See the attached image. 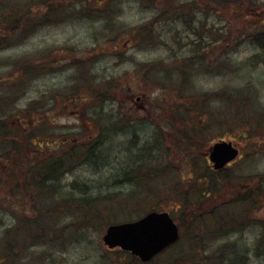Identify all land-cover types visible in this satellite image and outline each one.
I'll use <instances>...</instances> for the list:
<instances>
[{"label": "rangeland", "instance_id": "1", "mask_svg": "<svg viewBox=\"0 0 264 264\" xmlns=\"http://www.w3.org/2000/svg\"><path fill=\"white\" fill-rule=\"evenodd\" d=\"M86 1L91 7H96L100 2L102 5L106 0ZM73 3L67 2L65 6L72 5ZM162 3V0H157V4L160 8ZM17 6H20L21 11H24L25 13L28 9H31V12L38 10L36 12L37 19L39 16L45 15L44 13L47 11L45 6L39 3L38 0H0V19L3 16L9 18L7 19L6 24L0 22V38L3 36L6 37L9 33L8 37L10 38H6L5 42L10 39V43H13L11 46L0 51V62L10 60L11 62H14V64H18L19 61L23 62V60H29L30 62L36 61L35 63L40 62V69L43 68L45 64L43 65L42 63L45 62H52L55 64L58 61V66L67 65L72 61H76V65L78 62L86 59H90L94 62L91 64L85 63L83 66V69L89 73V76L79 74L78 67H73L65 72H52L49 75H44L41 71L38 73H41L42 75L33 73L31 78H26L25 81L22 82V87L24 89L22 91H19L20 85L17 88H15V85L9 87V85L15 81H12L10 78H15L17 81L22 79V76L19 77V72L17 70L12 72L11 67L0 64V111L7 109V111L11 113L8 118L5 117L9 123L12 122V125L13 123L21 124L22 127L25 126V129L28 126L31 129V124H37L38 127L44 126V128L42 127L41 129L46 131L44 134H48L39 135L40 138H47L50 136L54 139H58L62 135H64V137L67 136L66 134L73 136L70 133H76V136L78 137L77 141H88L93 137L92 130L88 125V122L91 124L88 116H83L80 120L81 124L83 123L84 126L88 127L87 129L85 128V130L81 124L76 128H69V131L66 130L67 132L64 130L65 128L62 127L63 124L78 123L74 116H70L73 113L71 111L75 107L72 99L67 100V105H65L66 108L60 107L61 101L58 103L54 102L53 106L55 109H52L51 106L45 108L42 107L43 109L36 108L43 104L45 105L48 94L50 96L52 93L63 90L66 92L65 90L67 89L69 97L73 96V94H71V88L74 87L72 82H74L77 76H81L82 80L85 82L86 79H91L90 75L102 74L111 76L115 74L114 76L118 82V88L122 94H124V99L120 97L117 103H107L105 105V109H107L106 112L112 115V119L104 118L107 130H101V127L99 126L95 136L97 137L98 132L100 131L102 136L106 138L108 133L113 130V123H118V126L123 127L127 124L133 125V128L127 133H121L118 135L114 134V137H112L109 142L102 145L100 149H97V155L100 154L97 164L82 163L73 172L66 174L63 182H60V184L64 183V185L67 186L66 192L74 190L72 186L77 183L82 186L80 187V191L85 189L88 194L112 197V204H108L107 200L110 199H106L103 204L106 208L109 207L107 208L108 210L115 212L112 215V219L115 220H112V222L134 220L154 208H157L158 210H171L174 208L175 211H172V215L176 220L178 219L177 221L184 217V210L176 209L177 200L165 195H156L149 200H144L142 198L140 201L135 198L132 202H129V199L127 198L128 186L132 190L134 189V186L122 182L124 180V172H127L126 177H130V174H128V169L132 167V163L130 162L133 160V156L139 151L137 148L128 151L127 148L132 144V138L134 137L133 140L142 144L141 147L143 146V143H148L147 146L149 147L154 142L155 127H162L165 133L170 137L171 131L164 129L166 127L165 118L171 115V113L168 112L167 106H173V108H175L179 102L184 103L186 101L184 99H179L176 95L177 88L175 89V87H178L177 85L175 87H173V85H166L165 81L160 78L156 79L157 82L162 84L161 88H166L167 90L153 89V91H151L147 84L151 85L154 80L149 79L145 81L144 78L135 72L134 63L152 61L166 62L165 69H163V72H161V75L159 74V76L163 77L168 75L170 81L174 82L175 80H172L171 76L173 78L177 76L174 69L176 68L175 65L178 64V61L181 60L180 58L182 56H189V59H192L189 62V70L190 73L192 72V75H190L188 80V82H190L188 89L189 95L191 92H195V97H203V93L217 94L220 92L219 97L217 98L218 101H210V104L216 109L214 111L216 115L222 113L224 118L229 98L223 95L222 92L242 91L247 94L248 98H250L248 101L249 109H257V112L254 110V114H264L263 56L260 55L258 58L250 60L249 63L244 61L248 57L259 52V49L261 48L259 43L255 42L253 38L254 36H260L258 31L264 27V0H251V2L250 0H242L240 3L222 6V8L215 3L207 5L206 1H203L199 5V13L201 15L199 16L197 14L198 20L189 25L187 30H185V26H182V33L177 35L180 39L184 38V35L189 36L188 43H186L185 39H182V44L179 45L177 39H171L169 42H165V44L162 45H155L156 43H153L154 45L147 44L146 49H143L142 47L137 48L128 44L124 49L126 50V55L131 59L128 63H124L123 61L122 64H120L121 61H119L114 53H110L112 50L107 46V44H110L107 43V40L109 37L117 35V30H112L114 28L124 26L127 30H130L133 27L151 21L152 17L160 8H157V5L153 6L149 4V0H110L106 8L102 10L106 12L108 9V11H116L114 14V21H112L111 17L109 18V24L114 26L112 29L108 28L109 30L106 29V26L104 25L107 15L106 17L97 15L91 17L86 16V13L80 14L74 12L71 14L73 16L75 15V17H72L65 23L59 25L52 23L46 24L42 23L43 21L41 20H36L35 23L37 26L40 25V29H38L36 33L33 32L35 34H24V36L23 33L25 30L18 29L17 31H13L11 28L14 26L13 20H15L12 18L15 15H17L16 17L20 16V13L16 14L15 12ZM206 8L210 9V12L205 18L204 13ZM54 9L56 8H53V10ZM71 10V8H68L66 11H62V14L68 16ZM60 11L61 9H59V12ZM41 12H43V14ZM192 13L193 12L189 10V16ZM59 15L62 17L64 16L61 14ZM201 18L204 19V26L202 27L199 26L198 22ZM105 22L108 24V21ZM7 25H9L8 29L5 28ZM107 32H109V35L106 37L105 34ZM177 36L176 38H178ZM117 40L119 39H113L112 45H115L116 42L114 41ZM192 41L202 43V46H204L200 49L202 52L198 50L200 45L195 44ZM187 44H189V47L184 48ZM203 54H205L204 57H202ZM196 59L203 63V65L194 69L192 67L195 64ZM74 62H72V64ZM168 64H171L170 68L168 67ZM237 65L241 66L242 69H235L234 67ZM171 67L174 69L172 72L169 71L171 70ZM178 76L180 77L181 75ZM71 77L73 79H71ZM78 79L80 80V78ZM96 79L93 80L96 81ZM172 90H175V92ZM82 91L83 88L80 87L78 89V94H81ZM20 94H23L21 95V98H17ZM14 99H16V101H11ZM84 99L79 98L76 100V103H78L80 107L79 110L82 111L83 115L86 112V106L88 107L89 104L95 103L96 101L94 99L92 102H87V98ZM29 103L32 106L29 105ZM163 105L166 106L165 109L163 108ZM96 107L98 108V106ZM189 113H191L189 114V116L191 115V120L189 118L187 120L185 119L181 122L182 125L189 123V127L191 128L200 126L195 123L196 117L199 115L198 111L190 109ZM1 115H3V111ZM32 118L34 122L32 121ZM51 125H54L55 128H51ZM206 125L207 128L211 126L208 128L210 129L209 133L211 136H221L228 128L226 127L228 125L219 121H215L214 123L208 122ZM238 126L243 125H234V127L231 126V129H235ZM42 130L39 128L35 129L36 133L38 131L39 134L43 132ZM260 132H264V128ZM182 134L183 133H181V135ZM254 135L258 136L259 134ZM191 136L192 134L188 135V137ZM160 138L163 139L164 136L160 134ZM261 139H263L260 142L262 143L261 146L257 147L255 145L257 148L252 144H241L245 149V156L233 171L227 172H234L237 177L227 175L232 177L226 179L224 182H220L221 189L226 186V189L242 188L243 186L240 185H245L250 181L256 184L254 188L257 189V191L264 188V138ZM176 140L177 136L174 133L173 137L168 138L166 144L168 155L151 151L148 147L143 146V152L145 154L149 153H146L145 151H150L151 158H156L151 161V166H157L160 163L159 167H157L159 170L164 166L169 169L170 172H173L174 170L178 171V173H172L171 176L166 178L161 177L164 174V172H162L160 178L155 180L157 186L170 188L173 186V182L176 181L175 184H177V181H179V172H181V176L184 175L190 180V178H193L194 174L190 172V167H207L206 160H197L195 162L193 159L194 164L189 165V160L192 159L190 158L192 157V154H189L188 156L182 155L180 151L177 152L180 146L179 144L176 145ZM253 140L256 142L255 139ZM1 143L2 142H0V177L3 180V183L0 184V236L2 234L6 235L11 229L16 228L20 222L18 220L24 219V222L27 224V218H32L38 215V213L32 209V201L29 196L26 195V189L23 187H21L20 190L11 189V185L15 180H20L21 178L19 170L21 166L20 160L23 159L25 161L27 156H32L34 153L33 150L39 154L42 152L40 148L37 150L35 148H28L26 153H16V150H11L8 146H11V144L2 147ZM71 145V140H69L63 145V147H65L64 149H68ZM50 147L54 151L56 145H50ZM75 147L76 145H73L71 149H75ZM205 150V147L200 149L202 153ZM11 151L12 153H16L13 161L9 154ZM36 157L37 154H34L32 159L36 160ZM190 175H192V177H190ZM185 180L187 179L184 178L183 182ZM17 182L15 183L17 184ZM186 183L189 182L186 181ZM178 186V189H172L169 191L172 193L171 196L179 194V189H183L186 184L184 182L178 184ZM202 188L203 186L200 183H197L196 186L194 184H189V191L192 192V194L189 195V216L201 215L203 212H208L215 203L223 202L226 199L229 200V198H232L227 194H217L206 197L202 194ZM204 188H208V186L206 185ZM262 190L264 193V189ZM237 196L239 198L238 202L233 200L229 206L231 210H234V213L240 215L253 207L254 203H250L249 193L246 196L239 194H237ZM261 196L262 198H259ZM261 196L257 197L256 195V198H258L259 205L264 207V195ZM23 203L27 204L23 205ZM95 203L98 202L94 201V204ZM62 214L63 213L58 211L56 214L52 215L51 220L43 216L40 224L44 225V230L48 236L53 235L56 231H59L65 223L69 222L68 217H61L63 216ZM223 214L227 213L220 209L216 212L215 218L219 215L222 216ZM261 217L264 219V212L263 214H260L259 218ZM208 218L209 217L207 216H203L200 217V220L204 221ZM219 219L221 220V217ZM26 224L21 227L23 231L28 230ZM197 225H203V222L197 221V224H193L192 231L188 230L191 237L194 236L193 234H195V232L193 228ZM106 229L107 228H104L101 234L95 230H89L87 232L89 241L86 242L82 240L77 242L68 247L67 250H65V248L60 250L59 248V250H51L52 253H50L43 246H31L30 248L33 250L31 254L24 257L16 256L9 260L0 256V264H95L100 258V254H102L107 247L103 241V235L106 232ZM261 229V226L250 225L248 235L239 237L240 245L237 242L236 250L233 253V255H240L239 258L241 259L234 260L238 261V263H233L234 261H232L231 257L227 262L223 261V264H264V259L261 257L254 258L249 263L244 260L251 247L261 250L264 249V242L259 243L258 241L259 233L262 232ZM186 231L187 225L183 222L184 235L180 242L165 254H162L159 258L154 260L151 264H169L170 262L172 263L174 258L182 256L183 252L191 246L189 245V236ZM23 234L27 243L30 244V239L27 234L24 232ZM202 234H204V232H202ZM205 236L206 232L202 237ZM202 237H198L197 239H201ZM260 244H262V246ZM23 245L24 244L19 245L14 253L16 254L17 252H20ZM43 250H45L46 255L49 257V259H46L47 256H45V261L39 254ZM111 257L112 259L110 260L116 261L121 255L119 253H114ZM37 260L40 263H38Z\"/></svg>", "mask_w": 264, "mask_h": 264}, {"label": "trees", "instance_id": "2", "mask_svg": "<svg viewBox=\"0 0 264 264\" xmlns=\"http://www.w3.org/2000/svg\"><path fill=\"white\" fill-rule=\"evenodd\" d=\"M163 3L161 4V8L157 4V0H149V4L151 5H157V8H160L157 10V13L152 17L151 21L145 22L137 27H133L130 30H127L125 27H119L114 28L113 25L109 24L107 27L112 30H117V35L109 37L107 40V46H112V51L114 52L115 56L121 61L120 64L128 63L131 58H129L126 53H121L118 51V49H123L127 41H131L136 47H143V49H146L147 44H165V42H169V40H176L178 41V44H182V39H185L186 43L189 42V36L184 35V38L180 39L177 35L182 33V29L185 26V30L189 28V25L193 24L198 20L197 14L200 16V3L203 1H206L207 5H212L213 3L217 4L222 8V6H229L232 4L240 3L242 0H162ZM246 1V0H245ZM39 3L43 4L47 11L44 13L45 15H41L36 18L37 11H32L31 9H28L25 13L24 11H21L20 6H17L15 8L16 14L20 13L19 17H16L15 15L12 19L14 26H12L13 31H17L18 29L25 30L23 33L28 34L30 32L31 26L35 24L36 20L43 21L42 23H52V24H59L68 21V19L75 17L71 13H86V16H101L109 18V12L102 11L99 8H91V6L88 4L86 0H38ZM66 2V3H64ZM68 3H73L72 5L65 6ZM251 2V0H250ZM219 7V9H220ZM53 8H56L53 10ZM68 8H71L72 10L68 14V16H65V14H62V11H66ZM49 9V10H48ZM59 9L61 11L59 12ZM189 10H191L193 13L189 16ZM58 12V13H56ZM210 12V9H205V18L208 16ZM34 13V14H32ZM43 14V12H41ZM64 15L63 17L60 16ZM11 16V15H10ZM7 17H2L0 19L1 23H7ZM49 19V20H48ZM33 20V21H32ZM199 22V26H204V19L201 18ZM4 24V25H5ZM181 24V25H179ZM10 25V24H9ZM5 27L8 29V26ZM106 26V25H105ZM183 26V27H182ZM40 27V26H39ZM39 27L34 26L32 31H36ZM260 33V36H254L255 42L259 43L260 49L259 52L256 54L248 57L244 61L249 63L250 60H254V58H258V56L262 55L264 60V27L258 31ZM9 33L6 35V37L0 38V51L4 50L5 48L11 46L10 39L8 41L5 39L10 38L8 37ZM176 36L178 38H176ZM119 39L116 42L115 45H112L113 39ZM194 42V41H192ZM195 44H199L198 50L204 46H202L201 42H194ZM153 44V45H154ZM189 47V44H187L184 48ZM202 52V51H200ZM205 54H203L202 57H204ZM182 56L180 61H178V64L175 65L176 68L175 71L177 73V76L173 78L171 76L172 80H175L174 82L170 81L169 76H159L161 75V72H163V69H165L166 62L163 61H152V62H136L133 65L135 66V72L138 73L142 78L146 80L152 79L154 82L149 85L150 90L153 91L156 89L161 90H167L166 88H161L162 84L157 82V78H160L161 80L165 81L166 85H173L177 88V96L179 99L186 100L184 103H178V105L173 108V106L168 107V112L171 113V115L167 118H165L166 121V127L165 130L171 131V136L173 137V133L177 136V142L176 145L179 144L180 148L177 150L182 153V155H188L189 156V148L192 146L195 149H202L203 147H206V144L208 140L211 138L210 136V129L207 128V123L215 121H219L221 123H224L228 126L226 132L224 134H229L231 136H235L237 134H249L248 135V142L249 144H252L253 146H261L262 141L264 138V132H260L264 128V114H254V110L257 109H249L248 101L250 98H248L247 94L242 91H224L222 92L223 95L229 98V103H227V108L224 113V118L222 113H219L216 115L214 112L216 109H214L210 104V101H218L219 93H203L202 96H196L195 92H191L189 95V84L188 82L190 75H192V72L190 73L189 70V62L192 59H189V56ZM183 58V59H182ZM32 60V59H31ZM36 62V61H35ZM30 62L29 60H23V62L19 61L18 64H14V62H11L10 60L5 62H0L3 66L11 67V71H18L19 77L22 76V79L20 81H17L15 78H10L12 81L15 80L13 83L9 85L14 86L17 88L20 85L19 91L24 90L22 85L23 81H25L26 78H31L32 74L35 73L37 75H40L43 72L45 74H51L52 72H61L70 70L73 67H78L79 74L89 76V73L86 72L83 69V66L85 63L80 62L78 64H72V62L68 63L64 66H55L57 64H53L52 62H45L42 63L44 66L42 69H40L39 66L40 62L35 63ZM91 62H93L91 60ZM91 64V63H90ZM200 64V65H199ZM203 63L197 61L193 65L192 68L196 69L197 67H201ZM171 64H168V67L170 68ZM173 67V66H172ZM171 67V71L174 70ZM237 70H241V66H235L234 67ZM162 69V70H161ZM161 70V71H160ZM168 71V72H169ZM160 72V73H159ZM42 75V74H41ZM115 75V74H114ZM114 75L106 76V75H90L91 79H86L84 82L81 78V76H77L73 83V88H71V94L73 96L69 97V94L63 91H58L56 93H52L50 96L48 94L47 100L45 105L43 104L40 107H37L36 109H43L45 107L51 106L52 109H55L53 106L54 102L61 101L60 107L65 108L67 105V100L72 99V102H74L75 107L71 111L74 114L77 113L78 109L80 108L78 103H76V100L79 98H87V102H92V100H96L95 103L89 104V106H86V112L83 116H88L90 119L89 121L91 124L88 125L92 130L93 137L91 140L88 141H77L78 137L76 136V133H70L73 136H69L66 134V138H64V135L59 137L58 139H54L50 136L47 138H40L39 135H47L44 134L46 131H43L41 127H38L37 124H31V129L27 124V128L25 129V126L22 127L21 124H14L12 125V122H8V120L5 117H9L11 113L7 111V109H3V115H1L2 111H0V142L2 147H5L7 144L10 147L11 150H16L15 152L23 153L27 151L28 148L32 149L35 148L36 150L38 148L41 149L42 152L37 153L34 151V154H37V159H32V156H27L25 158V161L23 159L20 160L21 166L19 168L21 178L20 180H15L13 184L11 185V189H19L23 187L26 189V195L29 196V198L32 201V209H34L38 215L32 218H27V224L24 222V219L18 220L20 221L16 228L11 229L6 235L2 234L0 236V256H3L6 260L12 259L16 256H26L28 254H31L33 250H31V246H43L45 247L50 253L51 250H60L65 248V250L68 249L73 244H76L80 241H89L87 232L89 230H95L99 234L104 230V228H107L112 222V215L115 212H112L108 210L105 207L104 201L106 199L108 204H112V197L110 196H99L94 194H88L85 189L83 191H80L81 185L75 183L72 188L74 190L66 192V187L64 183L60 184V182H63L64 176L68 173L73 172L80 164H88V163H94L97 164L99 161L100 154L97 155L96 151L97 149H100L102 145L109 142V140L114 137L115 135L129 132L130 129H132L133 126L125 125L118 126V123H113L112 128L113 130L108 133V136L104 138L102 136V133L99 131L97 137L95 134L97 133V129L99 126L101 127V130H107L106 129V122L104 121V118L106 119H112V115L108 114L106 112L107 109H105V105L108 103H114L118 102L120 97L124 99V94L120 91L118 88V82L116 81V78ZM178 75H181L180 77ZM97 77V79H96ZM80 78V80L78 79ZM71 79H73L71 77ZM93 79H96L94 81ZM156 80V81H155ZM71 82V81H70ZM8 83V82H7ZM144 83V82H143ZM4 84V83H2ZM5 85V84H4ZM11 87V88H12ZM82 87L83 91L81 94H78V89ZM10 88V89H11ZM8 89V87H7ZM173 91V90H172ZM166 92V91H165ZM175 92V90L173 91ZM20 94L17 98H21ZM63 95V96H62ZM16 98V99H17ZM177 98V99H178ZM16 99L11 101H16ZM85 100V99H84ZM117 100V101H116ZM98 101V102H97ZM97 102V104H96ZM29 105H31L29 103ZM32 106V105H31ZM65 106V107H64ZM98 106V108L96 107ZM43 107V108H42ZM165 105H163V108L165 109ZM96 109V110H95ZM198 111L199 115L196 117V125H200L197 127H189V123L182 125V121L188 118L191 120L189 114V111ZM49 110V109H48ZM47 110V111H48ZM257 112V111H256ZM206 113V114H205ZM83 114L82 112L80 115ZM53 115V110H52ZM76 117H78L76 115ZM127 119V118H126ZM32 121L34 122L33 118ZM107 121V120H106ZM84 122V121H83ZM50 124V123H49ZM47 124V125H49ZM234 125H243V126H249L250 129H243L245 127L238 126L236 129H231V126L234 127ZM36 126V127H33ZM51 128H55L54 125H51ZM60 126V125H59ZM61 127V126H60ZM87 129V126H84ZM40 129L43 132L40 134L36 133L35 129ZM58 129V128H57ZM65 131H69V128H65ZM66 131V132H67ZM73 132V131H72ZM82 133V131H81ZM181 133H183L181 135ZM159 134V136H158ZM160 134L164 136L163 139L160 138ZM189 134L193 135L192 139L191 137H188ZM252 134V136H251ZM254 134H259L258 136H255ZM113 135V136H111ZM154 142L149 147L147 146L148 143H143V146L148 147L151 151L159 152L160 154L168 155L167 153V140L170 138L167 133L162 129V127L156 128V131L154 133ZM210 137V138H209ZM259 137V138H257ZM256 142H254V140ZM69 140H71L72 145L68 149H64L63 145L67 143ZM76 143V144H75ZM131 145H129L128 151L137 148L139 151L137 154H135L133 160L130 162L132 163V167L128 169V174H130V177L127 176V172H124V180L123 183H127L128 185H133L134 189H130L128 186V196L129 202H132L135 198L140 201L142 198L144 200H149L152 197H155L156 195H165L167 197L173 198L177 200V208L176 209H183V216L179 220V224L183 230V222L187 225V234L189 236V249H186L182 256L176 257L173 259L172 263L169 264H207L204 257V244L198 242V240H194L192 238H195L196 235L193 237L190 236L188 233V230L192 231L193 224H197V221L200 222L199 216H189V183H186V181L189 182L188 177L181 176V172H179V181H177V184L175 182L172 183L173 186L169 187H160L157 186V183H155V180L157 178H160L161 173L164 172V174L161 177H169L172 173H178V171L174 170L173 172H170L169 169L166 167H162L160 170L157 168L159 167L160 163L157 166H151V161L156 158H151L150 151H145L148 154H145L143 152V146L142 144L135 140H131ZM50 145H56L53 151L50 147ZM73 145H76L75 149H71ZM140 146V147H137ZM255 146V147H256ZM256 147V148H257ZM12 151L9 153L10 158L13 161V158L15 157L16 153ZM136 152V151H135ZM197 153V152H196ZM200 154V153H198ZM202 155L200 154L201 158ZM97 159V160H96ZM131 159V158H129ZM200 160V159H199ZM27 161V162H26ZM128 161V160H127ZM107 165V164H105ZM98 166V165H97ZM201 168V167H199ZM167 169V170H166ZM165 170V171H164ZM134 173V174H133ZM203 173V172H202ZM227 175H232V173H221V172H211L209 171V175L205 179H197L195 180V185L197 183H200L203 188L204 186L210 185L211 188H216L217 190H221V184L220 182H224L226 179H229L231 177ZM185 180L186 186L183 189H179L180 193L174 196H171L172 193L169 192L172 189H178V184L184 183L183 180ZM2 178L0 177V184H2ZM18 181V182H17ZM117 181V180H116ZM17 182V184L15 183ZM126 184V185H127ZM159 184V183H158ZM17 185V186H16ZM227 187V186H226ZM224 187L223 189H226ZM213 188V189H214ZM264 189V188H262ZM8 190V188H7ZM126 197V196H124ZM160 197V196H159ZM94 201H97L98 203L94 204ZM27 203H23V205H26ZM93 204V205H92ZM139 205V203H138ZM140 206V205H139ZM138 206V208H139ZM97 209V210H96ZM157 209V208H154ZM92 210V211H91ZM158 210V209H157ZM174 210V208H172ZM58 211L63 213L61 217H68L69 222L65 223L62 228L59 231H56L53 235L48 236L46 234V231L44 230V225L40 224L41 220L43 219V216L45 218H49L51 220L52 215L56 214ZM116 211V210H115ZM144 211V210H143ZM139 212V211H138ZM137 212V213H138ZM188 212V214H187ZM112 213V214H111ZM140 213V212H139ZM51 216V217H49ZM16 219V217H15ZM24 224L27 225L28 230H24L21 228ZM195 231L197 233H200L199 231L205 229L203 228V225H197L195 226ZM24 233L27 234V236L30 239V244L27 243ZM184 235V234H183ZM261 239L259 240V243L261 240L264 239V232L261 233ZM183 238V236H182ZM181 238V239H182ZM264 242V241H263ZM23 245L20 252L14 253L15 249L19 245ZM262 246V244H260ZM264 246V245H263ZM258 257H261L264 259V249H256ZM119 253L121 255L120 258H117L116 261L110 260L112 259V254ZM42 256V259L45 261L48 255H46L45 250L39 253ZM193 254L194 256L191 258L190 255ZM100 258L96 261L95 264H143L140 259L134 255H132L130 252L123 251L121 249H115V250H108L105 249V251L102 252L99 256ZM51 260V259H50ZM229 260V259H228ZM232 261H234L232 259ZM16 262V261H15ZM38 262V260H37ZM222 262V261H221ZM40 263V262H38ZM53 263V262H52ZM233 263H238V261H234Z\"/></svg>", "mask_w": 264, "mask_h": 264}, {"label": "flooded vegetation", "instance_id": "3", "mask_svg": "<svg viewBox=\"0 0 264 264\" xmlns=\"http://www.w3.org/2000/svg\"><path fill=\"white\" fill-rule=\"evenodd\" d=\"M90 64V62L88 63ZM80 111L78 109L76 115L80 116ZM193 136V135H192ZM191 136V137H192ZM227 137V136H225ZM225 137H214L211 140H208V145L205 147V151L202 153L200 149H195L194 147L189 148V154H192L191 160H189V165H193L194 161L197 160L205 161L207 163V167H197L192 166L189 168L191 173H196L198 176L205 177L209 175V171H214L211 162L209 161L208 157V147L213 143L214 141L225 138ZM230 139H232L233 143L237 145L240 149V151L243 153V148L240 143L246 141L245 138H248L247 135H241L237 134L235 136H228ZM193 139V137H192ZM261 142V141H260ZM210 144V145H209ZM197 152V153H196ZM203 155L202 158H198L200 154ZM207 154V155H206ZM194 159V161H193ZM236 163H233L231 165H228L227 167L218 170L219 172H225L230 167H233ZM203 172V173H202ZM237 176V175H235ZM256 184L254 182H247L242 188L237 189H202V194L206 197H210L212 195L217 194H227L230 195V197H235V199H226L223 202H218L212 205V208L208 212H203L200 217L207 216L208 219L201 221L203 222V227L205 228L204 234L206 232V236L202 237L198 242L204 244L203 250H204V259L207 262V264H223V261H228V259H241L238 255H233L234 251L236 250V244L240 245L239 237L240 236H246L249 232L250 225L256 226L255 220L261 219L264 221V219L261 217L259 218L260 214H263L264 207H261L259 205V201L257 197L264 195L263 190L257 191V189L254 188ZM192 193V192H191ZM250 194V203L253 204L252 208H249V210L243 212L240 215H237L234 213V210H231L229 207L230 205L227 204V202H233V200L238 201L239 198L237 194L246 196L247 194ZM259 198H262L259 197ZM257 199V201H256ZM220 209L226 211L227 214H223L222 216H216V212H218ZM221 217V220L219 219ZM256 248H252L248 250V254L245 256V261H252L254 258H257L256 256ZM194 255L191 254L190 257L192 258ZM222 261V262H221Z\"/></svg>", "mask_w": 264, "mask_h": 264}, {"label": "water", "instance_id": "4", "mask_svg": "<svg viewBox=\"0 0 264 264\" xmlns=\"http://www.w3.org/2000/svg\"><path fill=\"white\" fill-rule=\"evenodd\" d=\"M211 159L215 167H223L238 156L232 143L219 141L213 144ZM179 238V229L167 211L152 210L143 217L124 223H111L103 235L108 248L121 247L131 251L143 261L151 260L156 254Z\"/></svg>", "mask_w": 264, "mask_h": 264}]
</instances>
